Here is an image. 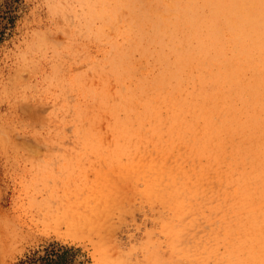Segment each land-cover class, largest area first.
I'll list each match as a JSON object with an SVG mask.
<instances>
[{"label": "rangeland", "instance_id": "374dc122", "mask_svg": "<svg viewBox=\"0 0 264 264\" xmlns=\"http://www.w3.org/2000/svg\"><path fill=\"white\" fill-rule=\"evenodd\" d=\"M183 1L0 0V264H246L234 183L218 178H234L230 159L194 156L196 140L120 136L150 135L156 119L169 136L160 77L208 65L190 51V19L223 25L250 2ZM195 86L188 75L182 96Z\"/></svg>", "mask_w": 264, "mask_h": 264}, {"label": "bare ground", "instance_id": "6f19581e", "mask_svg": "<svg viewBox=\"0 0 264 264\" xmlns=\"http://www.w3.org/2000/svg\"><path fill=\"white\" fill-rule=\"evenodd\" d=\"M187 4L188 0L183 1V7ZM262 4L264 6V0ZM255 6V1L250 0L247 7L229 14L223 25L216 13L211 18L190 19L194 24L191 37L197 42V47H191L190 51H196L198 59L208 65L201 71L198 67L191 68L189 61L178 65L171 72L172 81L167 87L164 80L169 81V78L160 77L158 94L164 96L165 92H170L171 95L169 136L163 134L160 119L154 121L157 124L150 135L140 130L135 133L125 125L120 135L124 140H132L133 135H138V140H196L191 148L194 156L216 157L217 163L220 159L224 162L230 159L229 170L234 172V178L224 174L218 178L223 181V177H227L234 183L232 189L237 200L233 209L238 215L236 231L240 239L235 247L240 252H248L249 257L243 260L246 264H264V10H253ZM222 26H227L231 32L232 52L222 43L229 42L222 38ZM228 64L233 65L234 70L222 74ZM188 75L196 86L183 97ZM143 112L150 113L147 109ZM239 166L242 168H236V172L234 168ZM195 174L197 176V170ZM168 176L170 185L162 187L161 195L174 189L175 176ZM190 181L191 176H188L186 183ZM204 187V190L209 189L208 183ZM174 198L170 197L172 201Z\"/></svg>", "mask_w": 264, "mask_h": 264}]
</instances>
